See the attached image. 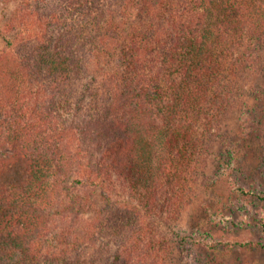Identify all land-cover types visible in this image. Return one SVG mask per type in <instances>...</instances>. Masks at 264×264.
<instances>
[{
    "label": "trees",
    "instance_id": "obj_1",
    "mask_svg": "<svg viewBox=\"0 0 264 264\" xmlns=\"http://www.w3.org/2000/svg\"><path fill=\"white\" fill-rule=\"evenodd\" d=\"M7 26L0 264H172L186 254L175 224L264 47V0H23ZM252 89L264 95V82ZM257 105L243 112L247 135L264 128ZM252 195L264 204V190Z\"/></svg>",
    "mask_w": 264,
    "mask_h": 264
},
{
    "label": "rangeland",
    "instance_id": "obj_2",
    "mask_svg": "<svg viewBox=\"0 0 264 264\" xmlns=\"http://www.w3.org/2000/svg\"><path fill=\"white\" fill-rule=\"evenodd\" d=\"M22 1L0 0V49L14 35L7 25ZM259 50L257 60L249 62L241 74L232 106L221 116L218 133L203 156L202 171L193 185L192 203L175 224L189 238L185 245L182 242L186 254L174 252L172 264H264L262 245L234 250L205 245L211 240L264 243L259 224L264 217V204L252 195L264 190V128L253 126L251 135L243 132V112L249 110L254 115L255 105L264 106V95L259 96L252 89L253 83L264 82L260 76L264 71V47Z\"/></svg>",
    "mask_w": 264,
    "mask_h": 264
}]
</instances>
